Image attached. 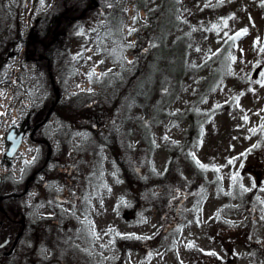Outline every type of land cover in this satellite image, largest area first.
I'll list each match as a JSON object with an SVG mask.
<instances>
[{
	"label": "rangeland",
	"instance_id": "obj_1",
	"mask_svg": "<svg viewBox=\"0 0 264 264\" xmlns=\"http://www.w3.org/2000/svg\"><path fill=\"white\" fill-rule=\"evenodd\" d=\"M95 1L0 0V194L49 160L2 204L0 240L16 235L5 215L29 223L4 264H264V0ZM61 13L77 21L34 61L36 29ZM175 41L183 74L165 103L154 86L167 114L146 144L134 95ZM46 118L49 142L27 135L4 164L10 127Z\"/></svg>",
	"mask_w": 264,
	"mask_h": 264
},
{
	"label": "flooded vegetation",
	"instance_id": "obj_2",
	"mask_svg": "<svg viewBox=\"0 0 264 264\" xmlns=\"http://www.w3.org/2000/svg\"><path fill=\"white\" fill-rule=\"evenodd\" d=\"M76 18L75 17H72L71 15L67 14V13H61L60 15H53L49 18V28L52 30V34L51 36L49 37V41L47 43H45V48H46V53H38L37 49H35L34 51H30V52H26V54L29 55V57L31 56V58H35L36 55L39 54L38 56V60H34L36 62L38 61H44V62H50L51 59L48 58V55L49 56H53L54 55V52L52 51L53 48H54V45H56L57 43H54L56 41H58V39H60V37L63 36V30L61 29V26L65 23H68V22H76L77 20H75ZM60 27V29L58 28ZM64 38V37H63ZM51 64V63H50ZM38 68L40 69V66L38 65ZM51 83L52 85L54 86V91L55 93L57 94V97H55V100L53 102V105L56 104V103H59L60 100H61V92L60 90H58V88L56 87V82H55V78L53 77V75H51ZM49 123V121L41 124L40 126H38V128L35 129V125H36V122L35 123H32L30 120H24L22 121L20 124H16L14 126L11 127V129H14L15 130V133L16 134H20V133H24V137H26L27 135H29L30 139L34 142H37V143H47L49 142L48 139L46 137H43L44 133H43V130L45 129V127L47 126V124ZM7 144V149H9V144L6 142ZM49 147H50V144H49ZM21 148V147H20ZM20 150V149H19ZM18 150V152H19ZM50 150H51V147H50ZM52 151V150H51ZM5 155V153H4ZM3 155V163L4 164H8V165H11L12 163V160H9L7 158H5L6 156ZM48 161L45 162V165L43 166H39L37 167L36 169H34L30 175L28 176V178L26 179L25 181V184H24V188L21 189L22 191L20 192L19 191V188H16L13 193L11 194H7V195H1L0 194V211L2 209V204L9 201V199H19V197L21 196H24L25 193H29L34 187L38 186L40 184V177L45 173H46V166L48 165ZM4 180V177H1V180H0V185L2 184ZM37 204L36 201H34L32 203V207ZM1 215V214H0ZM6 218L9 220L10 222V225L13 226V227H17L15 228V232H16V235L15 237H13L12 235L11 236H6L5 238L2 237L1 240H0V253L2 252H8L13 243H14V240L19 236V240L16 244V247L14 249V251L10 254V255H2L1 256V264H4L5 260L8 259V258H11V257H14L15 256V253L18 249V247L20 246V243L22 241V238H23V235L25 233V230H26V227L29 225V223L27 221H25V219H16V218H12L10 215H5ZM35 222H40V221H35ZM1 223V226H0V230L2 229L3 227V223ZM8 238H11V241L6 245V246H2V244L8 239ZM46 264L43 260H38V261H34V264Z\"/></svg>",
	"mask_w": 264,
	"mask_h": 264
},
{
	"label": "trees",
	"instance_id": "obj_3",
	"mask_svg": "<svg viewBox=\"0 0 264 264\" xmlns=\"http://www.w3.org/2000/svg\"><path fill=\"white\" fill-rule=\"evenodd\" d=\"M86 6L87 4L83 5V8H85ZM79 9H81L80 5H79ZM165 16L168 17L167 13ZM38 28L40 29L41 32H39L38 29H36L37 35L40 38L39 42L42 43V45L41 47H39L38 46L39 43L37 42L35 43L37 48L39 49V50L37 49L38 50L37 52L46 53V48L44 45L49 41L50 39L49 37L52 34L51 33L52 30L49 28V21L46 20V22H42L40 24V27ZM165 28H166V21L164 20L161 28L156 30V32L158 31L159 33L160 31H162V33L159 34L160 38L158 39V42L161 44L163 42H166L169 38V32H167L168 30ZM61 29L63 28L61 27ZM177 44L178 41H175L171 47H167V46L162 47L164 48V50H162L163 52L156 53L154 55L153 61L149 63L148 72L142 75L141 80L138 81V85L134 97L143 99L146 103L144 107V109L147 108L146 112H144L145 117L140 121L142 130L145 129V132L143 131V134L141 133V140L146 144H152L153 142H152L150 129L146 128L145 124H147V127L150 126V121L154 120V118L158 117V115H162L163 117H165V115L167 114V109H165L164 106L163 107L161 106L162 105L161 102L163 101L165 103V100L169 101L172 98V95H175L177 91V87H174L177 86L176 84H172L173 86H169L168 84L169 82L171 83L172 81H179L180 76L183 74V67L180 64H178V60L173 59L175 56L174 53H176L174 49L177 48ZM31 45L32 46H30L29 49H31V51H34L33 43H31ZM169 49L174 52L168 51ZM48 58L51 59L52 57L48 55ZM157 82L158 85L161 83L163 85H166V87L169 86L170 88L168 87L169 88V92H167L168 99L164 98L159 103L153 104L151 102V94L154 88H156L154 90H157V87H154L157 86ZM151 104H153V107L155 108H150L149 105ZM139 131L141 132L140 129Z\"/></svg>",
	"mask_w": 264,
	"mask_h": 264
},
{
	"label": "water",
	"instance_id": "obj_4",
	"mask_svg": "<svg viewBox=\"0 0 264 264\" xmlns=\"http://www.w3.org/2000/svg\"><path fill=\"white\" fill-rule=\"evenodd\" d=\"M92 2L94 3V5H97L96 1L95 0H92ZM48 120V118H46V121ZM45 121V122H46ZM38 126L40 125H37L35 127L38 128ZM23 139H24V133H20V134H16L15 133V130L12 129L9 133H8V136H7V142L10 143V146H9V149H8V152L6 153V157H9L10 159L14 158V156L16 155V153L18 152L22 142H23ZM1 180V178H0ZM0 226H1V223H0ZM19 240V236L14 240V243L11 247V249L8 251V252H2L0 253V264H1V256L2 255H10L15 247H16V244ZM11 241V238H8L3 244L2 246H6L9 242Z\"/></svg>",
	"mask_w": 264,
	"mask_h": 264
},
{
	"label": "snow or ice",
	"instance_id": "obj_5",
	"mask_svg": "<svg viewBox=\"0 0 264 264\" xmlns=\"http://www.w3.org/2000/svg\"><path fill=\"white\" fill-rule=\"evenodd\" d=\"M245 32L247 31L246 29L244 30ZM260 75H262V76H264V73H261ZM197 162V164H199V161H196ZM230 163H231V161H230ZM201 167H205L204 165H200ZM213 255H214V253H213Z\"/></svg>",
	"mask_w": 264,
	"mask_h": 264
}]
</instances>
